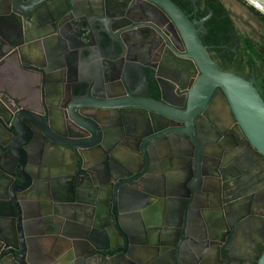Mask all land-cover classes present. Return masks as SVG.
<instances>
[{"label": "water", "instance_id": "obj_1", "mask_svg": "<svg viewBox=\"0 0 264 264\" xmlns=\"http://www.w3.org/2000/svg\"><path fill=\"white\" fill-rule=\"evenodd\" d=\"M129 1L141 4L0 0V65L40 85L34 99L0 90V264H41L37 214L66 237L64 264H264L263 199L252 197L263 184L245 179L264 176L261 91L218 65L206 18L173 0ZM244 1L264 15V0ZM234 166L245 203L212 185ZM153 203H165L159 222Z\"/></svg>", "mask_w": 264, "mask_h": 264}, {"label": "trees", "instance_id": "obj_2", "mask_svg": "<svg viewBox=\"0 0 264 264\" xmlns=\"http://www.w3.org/2000/svg\"><path fill=\"white\" fill-rule=\"evenodd\" d=\"M179 7H181L187 13L191 10V4L186 0H173ZM243 4L249 7V9L254 13L256 17L260 19V21L264 24V15L255 9L253 6L249 5L244 0H239ZM200 8L201 3H198ZM208 8L213 12V15L210 19L204 24V27L208 31V34L203 37L201 35V39L205 46H207L208 51L212 54V57L216 60L218 65L224 70H229V68H233L235 72L241 73L242 71L249 68L253 65L259 74H262V78L260 79L261 87L264 90V41L257 42L251 37H249L246 33H242L238 31L235 27L233 19L229 16L227 9L221 0H204L203 10L200 11L199 16H205L208 14ZM240 32V33H239ZM220 34L222 38L227 35H233L236 43L239 44L238 51L240 53L239 58H234L230 65H226L225 63H229L230 60V52L231 46L226 47V52L222 53L221 48H210L209 45H220ZM246 59V61H244ZM153 87V94L155 96L159 95V89L156 85H151ZM264 98V92H261Z\"/></svg>", "mask_w": 264, "mask_h": 264}, {"label": "flooded vegetation", "instance_id": "obj_3", "mask_svg": "<svg viewBox=\"0 0 264 264\" xmlns=\"http://www.w3.org/2000/svg\"><path fill=\"white\" fill-rule=\"evenodd\" d=\"M186 1H188L190 4H191V10H190V12H189V14H191V16H192V18H199V19H202V18H206V21H205V23L210 19V17L213 15V12H212V14L210 15V13H209V10H210V8H208V14L207 15H205V16H199V14H200V11L201 10H203V3H204V0H197V5H198V3H201V6H200V8H199V10L198 11H194V7H193V4H192V2L190 1V0H186ZM222 2H223V0H221ZM132 1H129V0H126V2L125 3H123L122 4V9H128L129 7L131 8V6H133V5H136V3L134 4V3H131ZM137 4H141L140 2L139 3H137ZM223 4L225 5V7H226V9H227V12H228V14H229V16L233 19V22H234V25H235V27L238 29V31H240L239 30V27H238V24L236 23V19H235V17H234V13H233V10L231 9V8H229L224 2H223ZM141 6V5H140ZM199 7V6H198ZM119 8H121V7H119ZM232 13V14H231ZM261 22V21H260ZM262 23V22H261ZM263 24V23H262ZM264 25V24H263ZM241 32V31H240ZM239 32V33H240ZM245 33L249 36V37H251L252 39H254L255 41H257V42H262V41H264V38H261L260 40H257L256 39V37H254V34L250 31H245ZM208 34V31L206 30V28H204L203 30H202V33H201V35L203 36V37H205L206 35ZM260 35V34H259ZM220 37H221V39H220V45H209L208 47H210V48H212V49H214V48H221V51H222V53H225L226 52V47H230V45H232L230 48H231V51L230 52H232V53H230V60H228V62L229 63H225L226 65H230L231 64V62L233 61V59L234 58H239L240 57V53H239V51H238V47H239V44L238 43H236L235 42V40H234V37H233V35H227V36H225L224 38H222V35L220 34ZM174 42H175V44H176V46H177V48H180V49H182L183 48V46H182V44L180 43V42H176L175 40H174ZM162 45H164V43L162 44ZM153 54L151 55V57H150V59H152L153 58ZM244 61H246V59H244ZM224 69V68H223ZM229 70H231V71H234L235 72V70H233V68H229ZM237 73V72H236ZM238 74H240V75H242V76H244V77H246L247 79H249V80H252L253 82H254V85L256 86V88H258V90H260L261 92H264V90H263V88H259V87H261V83H260V79L263 77L262 76V74H259V72L256 70V68L253 66V65H251L249 68H247L246 70H244V71H242L241 73H238ZM153 87L152 86H150V88H149V92H150V94H153ZM222 106V104H220L218 107H221ZM210 115L211 116H216V114H213L212 112H210ZM231 128V127H230ZM236 134V132H234V130H233V128L232 129H230V130H228V136L229 137H226V139H227V142L230 144V145H232V144H234L235 143V141H237V136L235 135ZM185 147H186V145H184ZM261 163L262 161H260V159L258 160V163ZM262 164V163H261ZM262 166H263V164H262ZM230 171H231V173L230 172H225V178H222V177H215L214 178V180H213V182H212V185L215 187V188H218V189H220V191H222V198L221 199H223V197H226V199L227 198H231V199H241L240 201H239V203H245V202H247L248 200H250V197L247 195V196H245V195H243V193H242V191L243 190H246V189H248V188H250V187H253L255 184H263V189H264V176H261L260 177V175H259V178H258V176L257 175H255V173H251V174H249V175H251L252 177H247V178H245L248 182H250V183H252V185H250L248 188H246L243 184L241 185H237L236 183H235V178L234 177H232V175H235L236 176V178H237V180H240L241 178H243V175H245V173H241L240 171H239V169H236V167L234 166V167H230ZM257 174V173H256ZM219 180V181H218ZM225 192V194H223ZM258 191L257 192H254V195L252 196L254 199H257V197L259 198V199H263L262 200V205L264 206V193L263 192H259L258 194ZM225 195V196H224ZM221 199H220V201H221ZM221 204V203H220ZM222 204H223V202H222ZM221 204V205H222ZM226 205V204H225ZM223 206V205H222ZM219 211H217V213H218ZM230 214V213H229ZM231 217H233L234 218V215H232ZM193 219H195V217L193 218ZM264 219V218H263ZM194 222H197V219H195V221ZM194 228H195V226H194ZM257 233H255V236H256V238L259 240V242H264V223H263V221L262 222H260V224L259 225H257ZM242 242H243V240L241 239V238H239V239H237V241H235V243H236V247H235V249L236 250H234L236 253H238L240 250H239V245L240 244H242ZM223 248V247H222ZM255 250H256V252H255ZM253 252L252 251H250L249 252V254H252V255H256L257 254V252H258V249H255ZM244 251L245 250H241V252L242 253H244ZM241 253V254H242ZM209 254V252H207L206 253V255H208ZM203 257V256H202ZM241 258V257H240ZM241 259H243V258H241ZM241 259H236L235 261H233V262H231V264H244L243 262H244V259H243V261L241 260ZM190 262V261H189ZM211 264H219V259L217 258V257H215V254H214V257H213V259H212V261H211ZM221 264V263H220Z\"/></svg>", "mask_w": 264, "mask_h": 264}, {"label": "crops", "instance_id": "obj_4", "mask_svg": "<svg viewBox=\"0 0 264 264\" xmlns=\"http://www.w3.org/2000/svg\"><path fill=\"white\" fill-rule=\"evenodd\" d=\"M146 35V32H140L138 41L141 43ZM71 59L72 62H75L73 57H70V60ZM82 62V59H78L79 65L84 66V64H80ZM8 86L10 87V89L8 88ZM37 87H40L38 82L35 80H31V77L24 71L10 67L7 63L0 65V90L6 91L7 89H9V94L10 96H12V98H29L31 93V99L38 98L40 90L37 89ZM0 133H4L3 130H0ZM175 147H179V149L186 148L183 144H177L175 145ZM57 163L61 162L58 160ZM164 204L165 203H153L154 209L152 210V219H156L155 222H159L164 209ZM39 211L40 210H38V212ZM45 218V214H37L35 216V224L37 225L34 230L38 232V234H36L38 237L36 241V252L38 253L37 255L39 256L40 263L64 264L61 256L63 257V241H65L66 237L60 234L45 233L47 228V226L45 228ZM197 222L199 223V220H197ZM90 264H92V262Z\"/></svg>", "mask_w": 264, "mask_h": 264}, {"label": "rangeland", "instance_id": "obj_5", "mask_svg": "<svg viewBox=\"0 0 264 264\" xmlns=\"http://www.w3.org/2000/svg\"><path fill=\"white\" fill-rule=\"evenodd\" d=\"M223 2L233 10L236 23L242 33L251 31L257 40L264 38V25L256 17L251 16L233 0H223Z\"/></svg>", "mask_w": 264, "mask_h": 264}, {"label": "bare ground", "instance_id": "obj_6", "mask_svg": "<svg viewBox=\"0 0 264 264\" xmlns=\"http://www.w3.org/2000/svg\"><path fill=\"white\" fill-rule=\"evenodd\" d=\"M214 210H216V212L219 211L220 213H223V212H224V211L221 209V207H216V209H214ZM229 213L232 214L231 211H229ZM235 217H236V216H235Z\"/></svg>", "mask_w": 264, "mask_h": 264}]
</instances>
